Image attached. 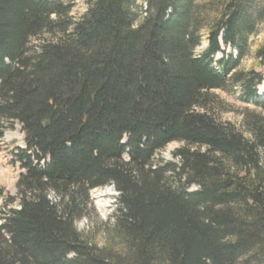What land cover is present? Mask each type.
Instances as JSON below:
<instances>
[{"label":"trees","instance_id":"1","mask_svg":"<svg viewBox=\"0 0 264 264\" xmlns=\"http://www.w3.org/2000/svg\"><path fill=\"white\" fill-rule=\"evenodd\" d=\"M85 5L0 0V141L18 123L25 143L19 206L0 188V264H264V72L237 71L264 0ZM229 82L260 109L244 132L197 110ZM173 142L178 165L155 166ZM106 185L116 245L98 248L75 222Z\"/></svg>","mask_w":264,"mask_h":264},{"label":"rangeland","instance_id":"2","mask_svg":"<svg viewBox=\"0 0 264 264\" xmlns=\"http://www.w3.org/2000/svg\"><path fill=\"white\" fill-rule=\"evenodd\" d=\"M72 17L77 19L86 11L85 0H73ZM145 10L143 2H137L136 13L140 17L141 13ZM54 39L46 33L31 39L28 46V55L35 56L40 52V47L45 42ZM264 39V23L260 24L256 32L248 39L247 51L245 55L239 60L237 71L248 73L250 71L264 72V64L259 65L255 59V52L261 45ZM203 47L205 45L203 44ZM201 49L196 51L198 55ZM227 55L236 57L235 51L232 49L226 50ZM221 56L217 55L215 60L220 59ZM257 99L264 101V81L258 87ZM208 104L204 109H197L206 111L211 114L217 121L222 123H231L241 131L245 119L249 117V113L261 114L260 109L255 107L252 102L246 103L241 98L240 87L233 85L231 82L227 84L224 89H217L208 92ZM264 116V114H262ZM186 146L181 142H173L167 145L163 150L157 153L154 157L153 164L155 166L164 165V163H173L178 165L179 158L175 155L176 151ZM25 148L24 134L21 126L18 123L8 127L3 138L0 141V188L4 191L6 197L13 198V204L10 207L19 206L17 181L19 175L23 172L18 163L14 164V159L19 150ZM195 147H192L194 149ZM204 150V149H201ZM196 187H191L190 190H195ZM117 190L113 185H106L94 189L89 194L90 204L86 208L84 215L75 222L77 231L84 233L89 239L94 242L98 248L113 247L116 245L114 238V214L116 206L114 201L116 199ZM4 200L0 202V207L4 205ZM111 241V242H110ZM116 247L114 248V250Z\"/></svg>","mask_w":264,"mask_h":264},{"label":"clouds","instance_id":"3","mask_svg":"<svg viewBox=\"0 0 264 264\" xmlns=\"http://www.w3.org/2000/svg\"><path fill=\"white\" fill-rule=\"evenodd\" d=\"M53 15H55V14H53ZM125 142H126V138H125L124 140L121 141V143H125ZM72 255H73L72 253L69 254L70 257H71Z\"/></svg>","mask_w":264,"mask_h":264},{"label":"water","instance_id":"4","mask_svg":"<svg viewBox=\"0 0 264 264\" xmlns=\"http://www.w3.org/2000/svg\"><path fill=\"white\" fill-rule=\"evenodd\" d=\"M47 124V123H46Z\"/></svg>","mask_w":264,"mask_h":264}]
</instances>
